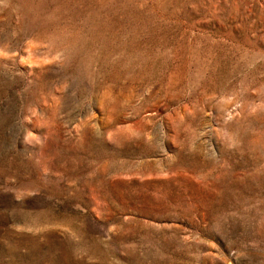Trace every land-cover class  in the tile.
Returning <instances> with one entry per match:
<instances>
[{
  "label": "rangeland",
  "instance_id": "1",
  "mask_svg": "<svg viewBox=\"0 0 264 264\" xmlns=\"http://www.w3.org/2000/svg\"><path fill=\"white\" fill-rule=\"evenodd\" d=\"M0 264H264V0H0Z\"/></svg>",
  "mask_w": 264,
  "mask_h": 264
}]
</instances>
